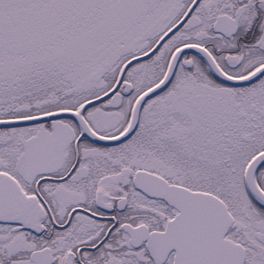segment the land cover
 <instances>
[{"label":"snow or ice","instance_id":"obj_1","mask_svg":"<svg viewBox=\"0 0 264 264\" xmlns=\"http://www.w3.org/2000/svg\"><path fill=\"white\" fill-rule=\"evenodd\" d=\"M0 264H264V0H0Z\"/></svg>","mask_w":264,"mask_h":264}]
</instances>
